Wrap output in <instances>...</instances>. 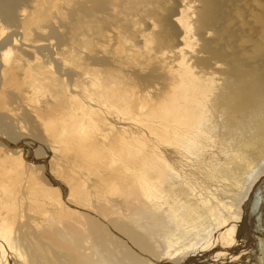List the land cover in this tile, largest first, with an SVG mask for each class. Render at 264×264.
I'll return each instance as SVG.
<instances>
[{
  "label": "bare ground",
  "instance_id": "obj_1",
  "mask_svg": "<svg viewBox=\"0 0 264 264\" xmlns=\"http://www.w3.org/2000/svg\"><path fill=\"white\" fill-rule=\"evenodd\" d=\"M184 62L192 73L182 74ZM233 62L238 64L231 72ZM257 68L264 76V0H0V180H8L5 191L0 193V253L5 254L0 256V261L6 259L7 264H15L10 259L13 253L10 241L14 240L15 245L16 238L27 241L31 236L28 231L37 226L39 233L42 228L46 229L49 235L44 239L61 250L59 253L74 259L73 263L68 260L67 264L81 261V252L87 255H84L85 263H91L94 255H89L85 248L91 246L89 240L94 236L88 233L90 236L84 238V235L86 229L94 230L88 223L82 225L83 219L93 220L92 223L99 220L96 225L105 226L109 229L105 231L118 236L131 252L143 255L136 249L135 246L140 245L133 235L125 234L120 228L125 220L99 218V211L93 204L96 198H91L83 186L64 183L59 172L56 176H49L46 170L47 173L38 174L44 170L39 164L43 161L51 164L56 160L81 170L101 172L107 159L113 167L112 172L103 185L95 183V189L103 187L112 193L120 204L127 205V211L134 207L140 211L149 209L146 206L150 197L146 192L155 188L153 180L158 183V192L163 188L165 191L170 179L167 182L158 174L150 173L151 168L141 164L145 158L141 163L134 158L135 165L127 171L134 161L132 155L136 149L132 151V148L133 154L130 153L129 161L123 164V156L115 158V146L112 155L108 150L109 158L103 154H106L103 146L120 140L123 131H131L133 138L136 137L133 142L136 147L145 149L143 146L157 144L158 151H154L155 147L147 154L150 157L147 162L157 166L158 162H163L162 153L177 149L170 145L173 140L186 136L188 142L201 119L214 122L212 116L219 113L229 123L255 127L253 134L246 137L255 135L256 142L249 149L257 151L248 155L244 164L237 163L228 167L229 170L219 165L205 170L199 168V164V167L187 169L182 162L188 158L173 162L180 165L181 170H169L170 159L166 166L158 167L160 173L162 167H167L163 174L173 175L172 181L179 173L190 181L184 180L190 194L194 179H198H193V173L198 169L209 185H205V195L200 192L201 199L196 204L193 205L195 193L191 201H183L188 204L185 223H189L187 228L195 237L191 241L187 239L184 247L180 236L173 248L187 253L193 246L206 244L211 239L213 246L215 243L229 246L232 255H237L229 258V264H264V80L252 75ZM184 83H193L194 87L188 89ZM158 94L160 96L156 97ZM190 105L192 113H189ZM162 109L173 114L166 112L171 120L167 125L173 136L154 132L147 138L146 130H141L143 121L146 119L147 123L144 129L153 130L152 122L155 121L163 128L161 122L164 120L156 117ZM135 126L139 128L137 132ZM177 134L181 136L178 140ZM166 139L170 144L164 145ZM188 143V149L194 151L197 146L192 145L196 143ZM244 157L242 152L239 159ZM25 163L27 175L21 173ZM117 172L127 178L123 196L112 177ZM223 173H226L225 177H222ZM213 174L217 176L214 180L217 184L212 180ZM45 176L49 179L59 177L63 185L56 182L52 186ZM129 181L133 184L129 185ZM216 185L215 201L205 212L194 213L202 200L212 195ZM242 188V199L233 207ZM68 189L85 198L84 202L92 210L67 202L64 190ZM48 194L61 200H55L56 205L67 202L69 208L60 210L64 212L61 219L56 217L53 205L47 203ZM230 204L231 209L227 212ZM111 206L119 205L111 203ZM123 209L120 206L108 212H124ZM76 211L83 214H74ZM100 211L104 213L102 205ZM221 212L225 213V218L218 216ZM69 221L77 228L84 227L82 235L74 234ZM182 223L184 226V221ZM55 225L56 230L62 229L64 233L53 231ZM53 235L61 238L63 247L57 245ZM78 238H83L81 246ZM68 245L72 246L71 250L66 248ZM113 246L117 245L114 243ZM207 246L204 250H210ZM117 250L121 257L137 258L134 252L128 255L123 247ZM50 251V259L55 258V262L57 257L53 256L52 249Z\"/></svg>",
  "mask_w": 264,
  "mask_h": 264
},
{
  "label": "rangeland",
  "instance_id": "obj_2",
  "mask_svg": "<svg viewBox=\"0 0 264 264\" xmlns=\"http://www.w3.org/2000/svg\"><path fill=\"white\" fill-rule=\"evenodd\" d=\"M186 58H187V60H189L190 62L193 63L192 58L190 56H187ZM236 64H238V63L233 62V64L231 65V72L233 71V68ZM251 64H254V63H251ZM185 66L187 67V62H184L183 67L181 68L182 74H186V72H191ZM253 74L258 75V77L260 79L264 80V76L260 75V69L259 68L254 70V73H252V75ZM194 77L197 78L196 74H194ZM227 78H229V76L224 79V84H225V80ZM256 85H257L256 83L252 84V86H254V87H256ZM212 86L213 85H211V87ZM184 87H186L188 89H192L194 86H193V83H184ZM225 89H226V86H225ZM159 96H160V94H158L156 97H159ZM166 112H168V110L164 111L162 109L161 114L156 116L157 118L164 120V122L163 121L161 122V120H160L161 125H164V126L166 125L165 127L162 126L163 128H160V125H158V123H156V121H155V122H152L153 130H151L150 128L144 129V127L147 125V123H145L146 119L143 121V125L141 126V130L142 131L146 130L145 133H147V138H150V136H149L150 134H155V133H157L159 135H161V134L162 135L163 134L168 135L169 134L168 136H173L172 131H170L171 129L167 125L171 122L170 118L169 119L167 118L168 117L167 114L171 115L172 113H170V110L167 114H166ZM189 113H192L191 105L189 107ZM205 113H207V112H205ZM145 116L148 118L150 117L149 114H146ZM204 116H208V115H204ZM213 117H214V122H209L207 120H205L203 122V120L201 119V122H199L197 127L194 128L195 132H193V133H191V135H189L190 141L188 140V142L194 141L196 144L192 143L193 144L192 146H197L194 151L188 149L187 146L189 143L186 141L187 140L186 136L181 137V136H178V134H177V136H176L177 140L181 137L178 140L180 142L173 140L171 142V144H170V141H168L166 139L164 141V142H166L164 145L170 144V145H172V147L174 149H176V148L177 149L174 151H171V152L162 153L161 156L163 157V162H158L157 166H155L152 162L151 163L147 162L148 159L150 158L147 156V154L151 152L150 150H152L156 147L155 148L156 150L154 149V151L155 152L158 151L159 147L157 146V144H152V145H154V147H152L149 144L150 145L149 147L150 148L152 147L151 149H149L148 145L143 146V147H146L147 150H146V148L143 149L142 147H141L142 148L141 149L139 146L136 147V143L135 144L133 143V142H136L135 141L136 137L134 136V138H133L131 131H123L120 135V140H117L115 142L116 145L113 142L112 143L113 145L111 143H108L106 146H103V149L106 151V154H105V152H103V154L105 156H107L108 158L110 157V156H108L110 154L109 152H111L112 150L114 151V146H115V151L117 152V154H115L116 156L115 155H113V156H115V158L123 156L124 160H123V158H122V160L120 159L123 164H125V163H127V161H129L128 156H131L129 154L130 153L133 154L132 151H134L136 149L137 151L135 150L134 155H132L133 160H134V158H136V161H140L137 163H141L145 158V160L141 164L144 165V163H145L146 166L148 167V169L151 168L150 173L155 174V175L158 174L159 176H161L162 179H164L167 182H168V179H170L169 181L171 183L170 182H168V184L166 183L168 186L166 185L165 191L163 188L162 190L159 189L160 191H158V192H157L158 183L155 180H153L155 182V188L156 189L155 188L153 189V187H152L153 190L151 189V191H149V192L147 191L148 193L146 192V194L147 195L149 194V197H150L148 200L149 205L146 206L149 209L146 208V209H143L140 211V210L136 209V207H134V208H132L133 210L132 209L128 210L129 211L128 212L125 209V206H127V205L123 204L124 205L123 206L122 204H120V200L113 198L112 193L106 192V190H104L103 187L101 190L95 189L94 184L97 182H101V184L103 185L105 178L108 177V174L112 172L113 167L109 166L110 163H108L107 159L102 166L101 172L100 171L89 172V171L81 170L76 166L71 167L68 165H63L54 159L53 160L55 163L53 162V163L49 164L46 161H43L39 164V168H43L44 170L38 171V174L48 172L49 176L50 175L56 176V174L59 172L62 176L64 183L69 182L72 184H80V187L83 186L86 189L87 194L91 198H96L93 201V204L95 206V209L97 211H99V215H98V216H100L99 218L106 216L105 219H107V220L116 219V218H119V219L122 218L123 220H125L122 222V227H120V228H122L124 230L125 234H127V235L132 234L133 235V238L140 245L139 247L135 246V245L134 246L136 247L137 250H139L140 253H143V255H139L138 252L132 250V252H134V254L137 255V258L135 260L129 259L128 256L127 257H121V255L118 253L117 249L123 247L126 249L128 255H129L132 253L131 250L129 249V247L124 246V244L119 240L118 236L114 235L113 233L111 234L110 232L105 231L106 229L109 230L108 228H106L103 225H100V226L96 225L99 220H96V223H92L93 220H90V222H89V221H85V219H83L84 223L82 225L85 224V226H87V223H88L91 225L92 230H94V232H93L91 230L86 229L85 230L86 233L84 235V238L86 236H90L88 233L93 234V236H94L93 240H89V241H92L91 246L89 244L85 248V250L87 251V253H89V255H92V256L94 255V256L91 259V263H85V257L87 255L85 254V252L84 253L81 252L82 260L79 261L77 264H158V263L159 264H162V263L163 264H166V263L169 264L168 262H170L172 264V260H173V264H179L181 262H182L181 264H229V260H230L229 258H232V256H234V258L237 257V255H232V253H231L232 250H231V248H229V246L227 247L226 245H222L220 243H218V244L215 243V246H213L214 242L211 241V239H210V241L206 242V244L201 243V244H197V245L193 246L192 248H190L188 250L187 253L181 252V251L177 252V248H173V246L176 245L177 240L181 238L180 236H182L181 242H184L183 243L184 247L187 244V242H186L187 239H189L191 241L192 238L195 237L193 235V233L190 231V229L187 228L189 226V223L188 222L185 223L186 222L185 219L187 216L186 213H188V204L185 205L184 202L186 203L187 201H191L193 199L194 193H195L193 205L196 204V202H198V200L201 199L200 194L202 193L203 195H205L204 190H207L205 185H207V187L209 185L207 183V180L203 177L202 172L198 169L193 173V179L196 177L198 179H196V180L194 179V184H192L194 189H193L192 193L190 194L189 191L187 190L186 183H188V182L191 183V182L188 181L187 179L185 180L181 176L180 173H179V175L176 174V177H174L173 181H172L171 177L173 175H171L169 173L167 174L168 176L165 175L167 170H168L167 167H165V168L162 167L163 170L161 171V173L158 172L159 171L158 167L161 165L166 166V164H167L166 162L168 161V159L171 160V161H169L170 162L169 170H172V169L181 170V166L180 165H174L173 162L175 160L181 161V160H184L185 158H188V161H183L182 164L184 163L183 166L185 165V167L187 169H192L195 167V165H197V167L200 166L199 168H204L205 170H207L209 168L211 169L212 167H215V165H219L220 168L229 170L228 167H232V166L236 165L237 163H238V165L244 164V162H243L244 159L248 155H251L253 152L257 151L256 149H253V150L249 149V147H251L256 142L257 138L255 137V135L252 137H246V135L251 136L253 134L252 131L254 130L255 127H253V126L251 127V125L248 126V125H242V124L229 123V121H227L225 118H223V116H221L219 113H218V115L214 114L212 116V118ZM215 117H216V119H215ZM232 117L235 121V116H232ZM149 121L151 122V120H147V122H149ZM238 125H240V126H238ZM186 128H187V126H186ZM116 130H119V129H116ZM138 130H139L138 126H135L134 131L137 132ZM177 132H179V131H177ZM196 133H198V134H196ZM223 134L225 135V137ZM205 135H207L208 137L205 138ZM123 140H124V142H123ZM237 140H239V141H237ZM183 141L186 142L187 144L184 143ZM118 142H119V144H118ZM182 142H183V144H182ZM130 143H133L132 145L133 146L135 145V146L133 147ZM176 143H178V145ZM122 144H124L123 146H125V147H122ZM125 144L126 145L128 144L127 147ZM117 145L118 146L120 145L119 148ZM160 145L162 146V144H160ZM199 145H201V146H199ZM238 145H239V147H238ZM111 147H113V149ZM128 147L130 148L129 149L130 151L132 150V148H133V150L130 152L128 150ZM199 148L201 149V151ZM108 150H109V152H108ZM121 150H125V151H121ZM142 150L144 152H142ZM113 151L111 152V155H112ZM128 151H129V153H128ZM107 152H108V154H107ZM242 152H244L245 157L242 159H239L242 156ZM220 153L223 155H221ZM103 154H102V156H104ZM135 154H136V157H133V156H135ZM125 155H127V156L125 157ZM138 156L142 157L143 159L141 158L142 159L141 160ZM211 156L215 157L216 159L211 157ZM204 157H206V158H204ZM137 158H138V160H137ZM125 159H127V160H125ZM130 159H131V157H130ZM196 160H197V162H196ZM200 160H201V162H200ZM214 160L216 161V164L214 163ZM136 161L135 160L133 161L134 164H133V162L131 163L130 169L127 171L132 170V167L135 165ZM151 164L154 165L153 167H155V169H152L153 167ZM198 164H199V166H198ZM29 166H30V163H29ZM149 166H151V167H149ZM27 170H28L27 169V163H25L23 171L21 173H25L27 175L28 174ZM163 173H165V174H163ZM225 176H226V173H223L222 177H225ZM112 177H113V180L115 182L116 188L120 191V194L123 196L125 194V189L127 188V183L125 182V180L127 178L122 173H118V172L112 174ZM45 178H48V176H45ZM49 180L51 181L52 186L55 185L56 182L63 185V182L59 177H50ZM184 180L186 181V183L184 182ZM212 180H213V182H214V180H217L216 174L215 175L213 174ZM214 183L217 184V181H215ZM128 184L132 185L133 182L129 181ZM172 184L174 186H172ZM7 185H8L7 179L0 180V193L2 191H5V188L7 187ZM217 190H218V185H216L213 188V193L211 196H208V198H205L204 200H202V202L196 207L197 211H195L194 213L205 212L209 208V206L215 201L214 195L217 192ZM64 192H65V197L68 198L67 202H72L76 205L80 204V205H82V207L84 209H86L88 211L92 210L91 206L88 203L84 202L85 198H80V197L76 196L75 192L72 189L64 190ZM240 193H244L243 188L238 193V197L235 200L234 204L232 205L233 207L236 204V202L238 203L239 199L241 201L242 194H240ZM157 196H159V198H157ZM52 197H51V194H48V197L46 198L48 200L47 203L49 205L50 204L53 205V211L55 212L56 217L58 219H61V216L64 214V212H61L60 210L65 211L66 209L69 208L67 205V202H64L65 203L64 205H62V204L56 205L55 200H57V201H61V200H58V196L55 197L54 194H52ZM230 199H232V198H230ZM33 203H34V201L31 203V205H33ZM111 203H114V204L119 205V206L112 207ZM182 203L184 204L183 207H182ZM49 205H48V207H49ZM101 205L103 207L104 213H102L100 211ZM156 205H157V207H156ZM120 206L124 207V209H123L124 212H120V211L117 213H114L112 211L108 212L112 208L119 209ZM170 206L172 207V209ZM1 207H2V205L0 204V208ZM178 207H179V209H178ZM229 209H231V204L227 208V212L229 211ZM160 212H162L163 214L160 215ZM164 212H166V214ZM222 212L218 216H222L225 218V213H222ZM73 213L74 214H78V213L83 214L82 211H76ZM106 213H110V214L106 215ZM157 214L159 215V217H157L158 216ZM162 216H163V218H162ZM179 216H181V217H179ZM146 217L149 219H145ZM152 219H153V221H152ZM167 219H168V222H166ZM174 220H175V222H174ZM182 221H184V223H185L184 226H183ZM68 223L71 225L70 229L72 228L73 232H75L74 233L75 235L76 234L82 235V233L84 232L83 231L84 227L78 226V228H77V227H75V225L72 222L69 221ZM127 223H129L128 226H126ZM112 224H113V222H111V225ZM179 225H181L183 228ZM62 226H64V225H62ZM180 227H181V229H180ZM36 228H37V226L31 227L30 228L31 231L30 230L28 231L26 228V230L31 234V236H28V238H27L28 242L26 240L23 241V239L20 240L19 238H16V245H15L14 240H11L12 242L10 241V245H12L11 250L14 253V254L13 253L11 254L12 257H10V259L13 260L15 264H26V263H24L25 261L27 262V264H28V262H29V264H48V262H50V263L52 262L51 264H67L68 260L71 263L74 262V259L70 255H69V257L63 256V254L59 253V252H61V250H57L56 246H54V244H51V241L44 239V236L49 235L48 232H46V229L42 228V230H40L41 233H39V231H37ZM133 228H135V229H133ZM53 229L58 233H61L63 231L62 229H60L59 231L56 230V225L52 228V230ZM183 229H185V230H183ZM47 230H48V228H47ZM43 233H44V235H43ZM63 233L64 232H62L61 234H63ZM32 235H33V238H32ZM188 235H189V238H187ZM191 235H192V237H191ZM53 236H52V239L56 240L55 242L57 243V245L63 247V244H62L63 242L60 241L61 238L57 237L56 235H53ZM82 239L83 238H78V243L80 246H81V240ZM189 240H187V241H189ZM204 241H207V240H204ZM112 242L115 243V246L117 245L115 248L113 246L114 243H112ZM27 243H28V245H27ZM25 245H27L26 250H28L29 253L25 251ZM51 245L54 247H52ZM205 245H208L207 247L210 246V250H204ZM48 246H51V247H48ZM33 248H34V251L32 250ZM66 248L68 250H71L72 246L68 245ZM49 249L50 250L52 249V251H54L53 256L57 257L55 262H54L55 258L50 259V257H51L50 253H52V252L51 251L49 252ZM18 250H19V252H18ZM89 250H91V251H89ZM230 250H231V252H230ZM32 252H33V254H32ZM97 252H99V253H97ZM233 252H235V251H233ZM112 253L114 255H112ZM19 254H20V257H19ZM4 255H5L4 253H0V256H4ZM33 255H35V256H33ZM84 255H86V256H84ZM21 258H22V260H21ZM163 259H164V261H163ZM170 259H171V261H170ZM188 259H190V260H188ZM17 260H19V262ZM99 260L100 261L103 260V261L99 262ZM165 260H167L168 262H166ZM20 261H21V263H20ZM7 262L8 261H6V259H5L4 261H0V264H7Z\"/></svg>",
  "mask_w": 264,
  "mask_h": 264
},
{
  "label": "water",
  "instance_id": "obj_3",
  "mask_svg": "<svg viewBox=\"0 0 264 264\" xmlns=\"http://www.w3.org/2000/svg\"><path fill=\"white\" fill-rule=\"evenodd\" d=\"M262 198H263V194L260 196V200H262ZM263 202V201H262ZM262 202H261V204H262Z\"/></svg>",
  "mask_w": 264,
  "mask_h": 264
}]
</instances>
